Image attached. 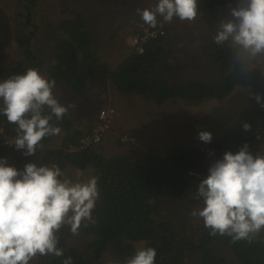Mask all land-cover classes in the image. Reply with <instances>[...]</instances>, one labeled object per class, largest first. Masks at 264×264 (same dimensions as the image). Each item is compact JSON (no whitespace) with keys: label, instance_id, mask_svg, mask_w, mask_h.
Here are the masks:
<instances>
[{"label":"trees","instance_id":"obj_1","mask_svg":"<svg viewBox=\"0 0 264 264\" xmlns=\"http://www.w3.org/2000/svg\"><path fill=\"white\" fill-rule=\"evenodd\" d=\"M117 1L9 0L12 7L7 11L0 8L4 18L11 17L9 21L6 18L8 25L12 24L11 45L22 49L20 60L7 64L2 70L5 79L34 67L56 81L53 92L57 99L62 90L69 93L59 101L68 107L67 114L59 122L55 117L52 120L62 130L61 145L53 143L56 136L44 138L37 152L30 156V162L48 166L55 163L73 182L86 180L91 175L97 177L99 199L92 210V222H87L86 226L82 222L78 235H73L68 225L62 226L57 233L58 247L64 250L65 257H72L73 264H91L104 256L106 264L122 261L141 246L156 249L155 264H264V229L251 242L234 243L228 235H210L211 230L203 226L202 219L190 216L193 209L202 206V200L194 199L193 195L214 160L222 158L225 151L235 153L245 142L253 154L264 152V142H260L264 138V111L242 107L247 102L246 97L239 95L235 99L240 110L233 129L224 131L221 110L219 118L213 117L217 124L221 119V127L216 126L220 128L219 135H213L210 143L197 138V144H168L161 154L151 148L145 152L137 151L139 147L132 150L124 148L120 135L111 144L105 141L113 120L99 141L87 146L79 143L80 138L96 126V112L110 101L106 90L109 87L114 98L111 104L119 102L125 107L132 100L153 106L177 100L187 103L216 100L220 105L243 86L251 87L252 93L247 92L248 96L259 93L264 101V55L239 60L238 54L233 55L223 43L217 45L213 40L208 43L207 56L217 65L215 73L201 77L190 68L185 78L173 79L164 69V60L175 64L187 53L190 43L183 38L177 40V34L171 39V26L160 17L157 20L162 21V32L140 42L142 51L138 50V45H125L121 48L123 57L114 64L102 58L92 26L95 20L102 22L97 19L99 16L108 17L111 25L116 22L118 14L111 16L106 12L115 7ZM238 2L197 0V15L214 27L222 22L224 6ZM131 3L123 0L120 4L134 20L125 19L123 12L120 13L119 24L111 28L117 36L123 30L133 36L149 27L138 20L141 18L137 13L139 8ZM176 26L181 25L176 23ZM47 31L53 33L47 57L35 56L29 42L37 34L45 36ZM184 35L191 36L190 33ZM170 40L175 45H171ZM112 41L113 38L109 40L111 46ZM95 78H102V87L94 86ZM96 96L100 100L94 102ZM92 102L97 104V111L90 109L94 107ZM125 107L122 114L131 111L128 108L126 112ZM217 107L212 108V112ZM48 111L45 109V114ZM207 120V117L197 119L193 125L210 123ZM242 122H248L250 130H243ZM0 126L8 136L16 137L17 126L9 123L2 113ZM36 154L38 158L32 159ZM14 156L18 158V154L0 142V157L11 161ZM16 168L23 170L24 165L16 164ZM198 173L203 176H197ZM63 259L49 254L35 258L30 264H62Z\"/></svg>","mask_w":264,"mask_h":264},{"label":"clouds","instance_id":"obj_2","mask_svg":"<svg viewBox=\"0 0 264 264\" xmlns=\"http://www.w3.org/2000/svg\"><path fill=\"white\" fill-rule=\"evenodd\" d=\"M137 13L155 28L158 17L169 24L174 19L194 21L198 4L197 0H157L153 7L137 9ZM229 15L230 19L220 23L214 43L230 41V47L239 50V60L264 55V0H239L237 6L230 7ZM55 86L54 79L34 67L0 80V113L17 126L13 145L25 156L34 155L44 138L61 134L52 120L61 121L68 107L54 95ZM252 95L264 108L261 95ZM242 128L248 131L251 125L242 122ZM198 138L210 143L212 134L201 130ZM193 198L202 200V206L190 216L202 219L210 235H228L234 243L251 242L264 229V152L253 154L247 142L235 153L225 151L209 165ZM98 199L95 175L73 182L55 163L28 162L18 170L0 157V264H29L37 256L49 254L64 257L62 264H73L72 257H65L58 247L57 233L68 225L70 232L78 235L82 222L85 226L92 222ZM156 255L155 248L141 246L125 260L110 264H155Z\"/></svg>","mask_w":264,"mask_h":264},{"label":"rangeland","instance_id":"obj_3","mask_svg":"<svg viewBox=\"0 0 264 264\" xmlns=\"http://www.w3.org/2000/svg\"><path fill=\"white\" fill-rule=\"evenodd\" d=\"M123 0H118L116 2V6L112 7L111 10L106 12L108 15L116 16L118 14L117 20L114 24H110L108 17L105 19L99 16L97 19L102 20L99 22L95 20L93 24V29L97 35V45L100 48L98 51L101 53V57L105 60L109 61L111 64H114L117 60L123 57L122 54V47L125 45L132 46L131 36L126 34L123 30L120 36H117V32L113 33L112 27L117 26L119 20L123 16L124 18H128L129 20H134V17H129L127 14V9L122 4ZM128 1L134 6H137L139 9H143L146 7H153L156 3L154 0H124ZM9 0H0V8H3L7 11L9 7ZM237 5H230L224 6L221 21H227L230 19V15L228 14L230 7H235ZM224 13L226 16H224ZM10 15H7L8 21L11 20ZM6 18L2 16L0 13V80L5 79L4 70L7 64L9 63H17L20 58L22 57V49L17 45H11L12 35H11V25H8ZM138 20H142L139 18ZM106 22V23H105ZM162 21H158V23ZM157 23V24H158ZM176 23H179L181 26H176ZM163 25V24H162ZM167 25L171 26L170 34L171 39H173L174 35H176V39H185L188 40L187 42L190 43V46L187 53L182 56V59H179L175 64L170 62L168 59L164 60V69H166L170 76L173 79H180L185 78L187 73L189 72L190 68H193L194 74H200L201 77H209L211 73H215L217 65L211 60L210 56L208 55L207 48L209 47L208 43L213 40V37L219 28V25L214 27L208 26L204 20H202L198 15L194 21H179L175 20L174 22ZM195 31L192 34V31ZM184 33H190V37H185ZM53 37V33L47 31L44 35H36L33 40H30L29 46L31 51H33L34 55L41 54L47 57L46 50L49 47V43H51V38ZM47 38V39H46ZM113 38L112 46L109 40ZM48 40V41H47ZM49 42V43H48ZM171 45H175V42L170 40ZM230 41H226L223 45L229 48L232 51L233 55L238 54V48L230 47ZM194 45L196 48L191 47ZM216 46V45H214ZM97 47V49H98ZM43 50V51H42ZM105 50V52H102ZM42 51V52H41ZM124 51V50H123ZM187 54H190V58H187ZM233 57V56H232ZM47 64L48 62L45 61ZM217 73V72H216ZM102 78L98 79L95 78L93 81L95 82V87L99 88L102 87L103 81ZM111 87L106 88L109 94V102L104 105L106 106H113L116 108V115H114L113 124L110 130L105 135V141L108 144H111L113 140H115L116 136L120 135V139L124 141H120L124 148H131L135 150L137 147V151L145 152L148 148L154 149L155 152L157 151L159 154L164 153L166 151L167 145L173 144H184V145H192L197 144L198 132L201 130H207L211 132L213 135H219L221 127V119L220 123L217 124L214 122L213 117L219 118L220 110L222 114V118L224 115V131H229L233 129L236 124V117L240 107L235 104V99L239 95L244 96L247 98V102H245L242 107L264 111V108H261L260 105L256 102L253 96H248L247 92H251L250 88L247 86L239 87L235 90L234 94L230 96L229 99L222 100L220 105L219 102L216 100L208 101L210 103L205 102H183L181 100H177L176 102L168 101L167 103L160 105V106H153L147 104L143 101L141 103H137L135 101H128L127 107L120 105L119 102H115V104H111L113 101V93L110 90ZM54 91V90H53ZM67 91V90H66ZM245 92V94H243ZM62 93V94H61ZM60 93L58 98L59 101L62 98H65L66 94L69 93ZM252 93V92H251ZM81 98V97H79ZM100 98L96 96V101H99ZM94 104V107H90L97 111V104ZM218 106L214 112H212V108ZM118 107V109H117ZM123 107L127 109H131L128 113L122 114L121 111L124 112ZM241 107V108H242ZM87 111L89 108L86 109ZM97 113V112H96ZM218 114V115H217ZM207 117V122L210 123H202L198 126H194V122L197 119H203ZM115 120V121H114ZM194 129H191V126ZM103 139V142H105ZM61 137L56 136L53 139L54 144L61 145ZM260 142H264V138L260 140ZM120 144V143H119ZM136 147V148H135ZM123 148V149H124ZM17 156V155H16ZM38 158V154L32 157V159ZM11 161H7L8 164L16 167V164H23L30 162V156H25L23 154H18L17 157L10 158ZM16 162V164H15ZM199 177L203 176L202 173H198ZM206 176V174H205ZM204 176V177H205ZM42 257V256H37ZM36 257V258H37ZM35 259V258H34ZM31 260L34 262L35 260ZM107 258L104 256L101 260L91 263V264H106Z\"/></svg>","mask_w":264,"mask_h":264},{"label":"built area","instance_id":"obj_4","mask_svg":"<svg viewBox=\"0 0 264 264\" xmlns=\"http://www.w3.org/2000/svg\"><path fill=\"white\" fill-rule=\"evenodd\" d=\"M162 32V23L159 22L155 28L153 27H145L142 30L135 33L132 37V43L138 45L140 42L147 40L150 37H155ZM139 47V51H142L141 47ZM116 113V108L113 106H106L102 107L97 112V124L94 126L91 132L86 133L84 136L81 137V144L83 146H87L92 142H97L101 139L103 133L109 129L110 124L114 118ZM15 137L8 136L4 128L0 126V142L6 145L9 150L14 153L22 154V151L16 150L13 142Z\"/></svg>","mask_w":264,"mask_h":264},{"label":"flooded vegetation","instance_id":"obj_5","mask_svg":"<svg viewBox=\"0 0 264 264\" xmlns=\"http://www.w3.org/2000/svg\"><path fill=\"white\" fill-rule=\"evenodd\" d=\"M90 132V131H89ZM89 132H87V133H89Z\"/></svg>","mask_w":264,"mask_h":264}]
</instances>
